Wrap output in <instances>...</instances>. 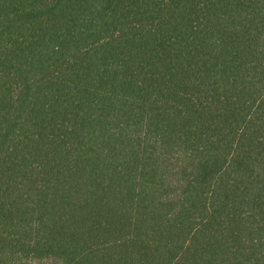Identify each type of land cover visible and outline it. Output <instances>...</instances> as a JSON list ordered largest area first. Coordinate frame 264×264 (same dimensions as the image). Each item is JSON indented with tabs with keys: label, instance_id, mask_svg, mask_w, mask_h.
Segmentation results:
<instances>
[{
	"label": "trees",
	"instance_id": "obj_1",
	"mask_svg": "<svg viewBox=\"0 0 264 264\" xmlns=\"http://www.w3.org/2000/svg\"><path fill=\"white\" fill-rule=\"evenodd\" d=\"M0 264H264V0H0Z\"/></svg>",
	"mask_w": 264,
	"mask_h": 264
}]
</instances>
